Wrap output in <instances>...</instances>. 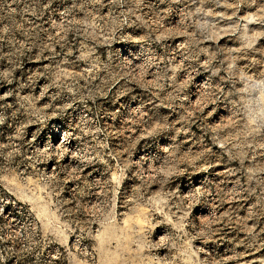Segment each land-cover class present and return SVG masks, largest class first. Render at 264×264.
Returning a JSON list of instances; mask_svg holds the SVG:
<instances>
[{
    "label": "rangeland",
    "instance_id": "374dc122",
    "mask_svg": "<svg viewBox=\"0 0 264 264\" xmlns=\"http://www.w3.org/2000/svg\"><path fill=\"white\" fill-rule=\"evenodd\" d=\"M0 264H264V0H0Z\"/></svg>",
    "mask_w": 264,
    "mask_h": 264
},
{
    "label": "bare ground",
    "instance_id": "6f19581e",
    "mask_svg": "<svg viewBox=\"0 0 264 264\" xmlns=\"http://www.w3.org/2000/svg\"><path fill=\"white\" fill-rule=\"evenodd\" d=\"M202 84H199L198 86H201ZM72 139L63 138L62 140L58 141L56 144H52V146H55L56 150L61 151L62 153H66V156L68 155V152L70 148L72 147ZM54 142V141H53Z\"/></svg>",
    "mask_w": 264,
    "mask_h": 264
},
{
    "label": "built area",
    "instance_id": "2783aa9c",
    "mask_svg": "<svg viewBox=\"0 0 264 264\" xmlns=\"http://www.w3.org/2000/svg\"><path fill=\"white\" fill-rule=\"evenodd\" d=\"M11 204H13V207L16 211H18V209H21L22 207L19 208V203L14 199L13 202H10Z\"/></svg>",
    "mask_w": 264,
    "mask_h": 264
}]
</instances>
